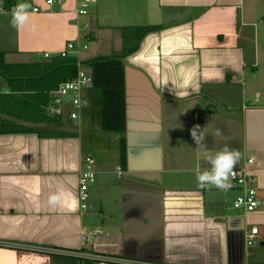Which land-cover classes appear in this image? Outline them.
I'll return each instance as SVG.
<instances>
[{"label": "crops", "instance_id": "0c3cea01", "mask_svg": "<svg viewBox=\"0 0 264 264\" xmlns=\"http://www.w3.org/2000/svg\"><path fill=\"white\" fill-rule=\"evenodd\" d=\"M23 3L38 11H27L21 27L12 24L13 9L0 5L7 62L57 55L67 42L98 43L110 30H120L121 40L108 55L119 54L133 46L135 26L159 28L123 58L125 166L119 134L102 129L99 95L89 86L78 119L63 105L58 134L0 133V240L77 251L82 233L91 232L96 250L128 258L264 264V0H93L86 15L75 13V0ZM6 91L0 79V92ZM197 124L223 132L206 136L207 149L227 143L240 154L234 169L246 167L256 177L253 211L233 207L241 190L230 179L227 190L198 185L197 173L212 165L190 134ZM84 155L92 158L94 180L81 210ZM250 157L254 162L247 164ZM250 226L262 236L252 251L244 243ZM74 263L68 256L0 248V264Z\"/></svg>", "mask_w": 264, "mask_h": 264}, {"label": "trees", "instance_id": "16d2710c", "mask_svg": "<svg viewBox=\"0 0 264 264\" xmlns=\"http://www.w3.org/2000/svg\"><path fill=\"white\" fill-rule=\"evenodd\" d=\"M0 5L4 10H11L17 5V0H0ZM157 28L158 25L135 26L134 44L130 48H125L119 54L80 61L91 75L89 89L97 91L99 95L102 129L119 134V161L122 167L126 163L123 58L137 47L145 34ZM76 61V55L69 53L30 62H7L5 52L0 50V79H3L7 86L6 92H0V133L56 134L54 128L60 126L62 120L61 114L50 116L47 113L51 101L50 93L60 83L76 76ZM37 124H44L49 128L42 131L31 126Z\"/></svg>", "mask_w": 264, "mask_h": 264}, {"label": "built area", "instance_id": "2783aa9c", "mask_svg": "<svg viewBox=\"0 0 264 264\" xmlns=\"http://www.w3.org/2000/svg\"><path fill=\"white\" fill-rule=\"evenodd\" d=\"M91 1L93 0H75V13L77 15H86L88 12V4ZM62 2L63 0H45V4L49 6L55 3ZM30 10L36 12L38 11V6H29L27 8V11ZM82 48H86V46L83 45ZM79 49L80 46L77 42H67L65 45V49L60 51L57 55L65 56L69 53L76 54ZM42 55L44 58H48L51 56L48 52H44ZM76 66V76L70 80L60 83L54 90L51 91V101L47 108L48 115L54 116L62 114L63 105L68 104L70 106L68 117L72 120L78 119L80 110L84 104L83 92L91 83V75L89 71H86L84 69L78 58L76 61ZM193 117L194 119H196L197 114L195 113ZM81 160L82 168L79 171L77 194L79 207L81 210H85L87 206L86 201L88 199V186L94 180V170L91 156L84 155ZM253 162L254 158H248L247 164H252ZM121 172V168L117 167L118 177L121 175ZM229 179L241 190V193L237 195L232 202L233 207L241 208L245 211H253L259 204L257 189L254 186L256 177L252 173H250L246 167H241L239 169H233V172L229 175ZM95 238V233L83 232L82 248L77 251L49 247H33L26 244L2 240H0V248L23 250L32 249L47 254L68 256L75 259L74 264H86V262L88 264H169L164 262H152L143 259L128 258L118 254L100 252L94 248ZM260 241H262V236L260 234L258 226H250L244 231V243L246 247L254 246L255 244H257V242Z\"/></svg>", "mask_w": 264, "mask_h": 264}, {"label": "clouds", "instance_id": "9594fccd", "mask_svg": "<svg viewBox=\"0 0 264 264\" xmlns=\"http://www.w3.org/2000/svg\"><path fill=\"white\" fill-rule=\"evenodd\" d=\"M27 4H18L13 9L12 24L14 27L23 26L29 17L27 12ZM195 144L204 145V159L206 163L212 165L211 170H202L197 173V183L200 187L214 185L222 190H227L230 187L228 183L229 175L233 172L234 166L239 162L240 154L236 149L230 148L225 143L219 149H207L205 138L207 135H212L215 138L223 137V132L220 129H209V124L201 126L194 125L190 130ZM55 199V198H53Z\"/></svg>", "mask_w": 264, "mask_h": 264}, {"label": "rangeland", "instance_id": "374dc122", "mask_svg": "<svg viewBox=\"0 0 264 264\" xmlns=\"http://www.w3.org/2000/svg\"><path fill=\"white\" fill-rule=\"evenodd\" d=\"M18 4H24L23 0H17ZM92 4L89 3L87 10H89V12L92 10ZM122 32L125 33V30L123 27H121ZM103 40L101 42L95 43V41L93 40H82L80 42V49H81V53H80V57L81 59H92L96 56H103V55H108L112 52L115 51L116 49V39H119V41L121 40L120 36V30H110V31H103ZM85 44L86 48L82 49V45ZM98 50V52H94L95 50ZM83 60V61H85ZM34 126L36 128L42 129L41 125H31ZM260 244L259 242H257V244H255V246H253L255 249L259 248ZM253 247L249 248V251L253 250ZM250 258H252V256H249V260Z\"/></svg>", "mask_w": 264, "mask_h": 264}]
</instances>
